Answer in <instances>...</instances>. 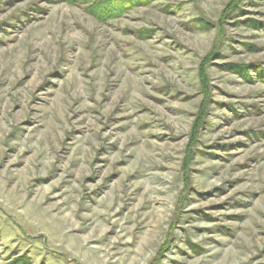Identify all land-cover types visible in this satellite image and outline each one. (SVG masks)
<instances>
[{
    "label": "rangeland",
    "instance_id": "374dc122",
    "mask_svg": "<svg viewBox=\"0 0 264 264\" xmlns=\"http://www.w3.org/2000/svg\"><path fill=\"white\" fill-rule=\"evenodd\" d=\"M103 1L0 0V264H264V0Z\"/></svg>",
    "mask_w": 264,
    "mask_h": 264
},
{
    "label": "trees",
    "instance_id": "16d2710c",
    "mask_svg": "<svg viewBox=\"0 0 264 264\" xmlns=\"http://www.w3.org/2000/svg\"><path fill=\"white\" fill-rule=\"evenodd\" d=\"M116 0H104L102 3H105V2H109V3H112ZM96 6H93L92 8H94ZM109 5L105 8L102 9V15H100V19L103 20V19H106L108 18L109 16L112 15V11H109ZM97 18V17H96ZM10 264H29V260L28 259H21V258H17L15 259L12 263Z\"/></svg>",
    "mask_w": 264,
    "mask_h": 264
}]
</instances>
